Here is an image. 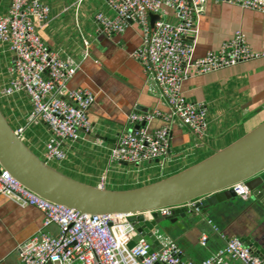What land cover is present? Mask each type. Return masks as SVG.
<instances>
[{
    "label": "crops",
    "instance_id": "crops-1",
    "mask_svg": "<svg viewBox=\"0 0 264 264\" xmlns=\"http://www.w3.org/2000/svg\"><path fill=\"white\" fill-rule=\"evenodd\" d=\"M10 0H0V14ZM50 12L37 27L48 48L70 57L77 71L68 81L69 88L88 89L93 102L87 109L88 131L79 138L63 142L65 157L60 163L62 173L106 189H129L148 184L210 156L232 143L264 121V60L261 58L222 68L212 73L194 75L183 81V95L203 103L207 110V130L201 140L177 119L169 123L167 153L160 159L142 161H111L110 148L120 132H129L133 125L127 117L132 112L167 114L169 108L159 96L152 80L133 57L140 33L129 24L123 32L103 33L94 20L97 12L112 16L105 0H46ZM235 30H240L253 50L264 42V14L241 7L207 1L198 24L195 55L216 50ZM86 42V46L84 45ZM11 53L0 44V87L8 80L7 67ZM0 109L13 129L22 126L23 142L35 153L44 150L50 132L38 120L28 122L31 110L24 92L0 95ZM160 116L146 123L149 130L164 125ZM42 159V158H41ZM202 218L198 213L204 215ZM196 215L187 213L160 229L171 237L185 259L199 262L224 243L237 237L250 244L253 252L264 256V203L251 197H229ZM42 213L33 206H20L0 196V264H20L17 247L35 232L42 230ZM217 228L214 231L211 226ZM157 227V226H156ZM155 227V228H156ZM157 229V228H156ZM43 231L57 235L58 228L49 225ZM208 237L204 246L199 237ZM231 264L238 261L229 259Z\"/></svg>",
    "mask_w": 264,
    "mask_h": 264
},
{
    "label": "built area",
    "instance_id": "built-area-1",
    "mask_svg": "<svg viewBox=\"0 0 264 264\" xmlns=\"http://www.w3.org/2000/svg\"><path fill=\"white\" fill-rule=\"evenodd\" d=\"M112 16L102 12L94 15L100 30L107 35L119 34L129 25L140 33L139 45L133 57L141 64L147 77L157 88L169 111L161 114L132 112L129 132H120L111 147V161H141L160 159L168 150L169 123L174 118L197 140L207 130V110L201 102L187 99L181 90L183 81L194 75L212 73L248 60H264V42L253 50L245 35L235 30L216 50L203 56L195 55L198 24L207 1L235 5L264 14V0H105ZM50 9L46 0H10L0 14V44L11 53L7 67L8 80L0 87V95L24 92L31 106L26 121H43L50 132L42 153L45 162L65 157L63 142L79 138L88 131L87 109L93 102L88 89L69 88L68 81L78 66L68 56L47 47L37 32ZM157 15L151 25L149 15ZM86 46V42H84ZM160 116L164 125L149 130L146 123ZM22 127L15 132L22 135ZM101 187V185H100ZM233 192L247 199L250 192L243 182L232 186ZM0 196L20 206H33L43 215L42 230L32 234L17 247L20 264H264V256L253 252L237 237L225 238L224 243L207 258L194 262L185 259L171 237L153 227L155 248L143 237L128 247L139 233L127 214H89L49 202L23 187L0 166ZM194 202L187 205L191 206ZM170 215V208L158 210ZM143 219H153L152 211ZM214 231L217 228L210 224ZM49 225L58 228L57 235L43 231ZM207 235L202 233L199 244L204 246Z\"/></svg>",
    "mask_w": 264,
    "mask_h": 264
},
{
    "label": "water",
    "instance_id": "water-1",
    "mask_svg": "<svg viewBox=\"0 0 264 264\" xmlns=\"http://www.w3.org/2000/svg\"><path fill=\"white\" fill-rule=\"evenodd\" d=\"M149 18L152 25L157 15L150 14ZM0 165L23 187L54 204L81 213L127 214L139 233L127 246L143 237L154 249L153 227L159 229L162 220L175 221L187 213L193 216L235 197L232 186L236 183L243 182L251 197L264 203V121L179 172L138 187L115 190L81 182L44 162L14 132L0 109ZM190 202L194 203L188 206ZM165 207L170 208L168 216L158 211ZM146 211H152L153 219H143ZM199 214L205 218L207 211Z\"/></svg>",
    "mask_w": 264,
    "mask_h": 264
},
{
    "label": "rangeland",
    "instance_id": "rangeland-1",
    "mask_svg": "<svg viewBox=\"0 0 264 264\" xmlns=\"http://www.w3.org/2000/svg\"><path fill=\"white\" fill-rule=\"evenodd\" d=\"M35 154H37L40 158H42L41 152H35ZM48 164L61 171V169H60L61 164L60 163H57V162H54V161H49ZM167 222H168V220H162L161 221V223H162L161 226L164 227ZM160 231L163 233V231L161 229H160Z\"/></svg>",
    "mask_w": 264,
    "mask_h": 264
},
{
    "label": "bare ground",
    "instance_id": "bare-ground-1",
    "mask_svg": "<svg viewBox=\"0 0 264 264\" xmlns=\"http://www.w3.org/2000/svg\"><path fill=\"white\" fill-rule=\"evenodd\" d=\"M149 19H150V18H149ZM137 113H138V112H137ZM25 120H26V117H25ZM132 125H133V124H132ZM146 126H147V125H146ZM20 127H22V126H20ZM17 128H18V127H17ZM17 128H16V129H17ZM132 128H133V127H132ZM12 129H13V128H12ZM13 130H14V132H15V129H13ZM15 133H16V132H15ZM22 133H23V130H22ZM16 134H17V133H16ZM17 135H18V134H17ZM18 136H19V135H18ZM19 138L23 141V139H22V135H20ZM115 144H116V143H115ZM115 144H114V145H115ZM114 145H113V146H114ZM113 146H112V147H113ZM110 149H111V148H110ZM109 153H110V152H109ZM42 160H43V159H42ZM43 161H44V160H43ZM141 161H142V160H141ZM44 162H45V161H44ZM123 162H131V161H123ZM136 162H138V161H136ZM46 163H48V162H46ZM0 166H1V165H0Z\"/></svg>",
    "mask_w": 264,
    "mask_h": 264
}]
</instances>
